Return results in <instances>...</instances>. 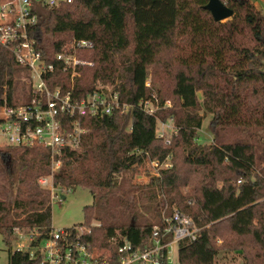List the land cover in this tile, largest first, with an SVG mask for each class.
Masks as SVG:
<instances>
[{
    "label": "trees",
    "instance_id": "trees-1",
    "mask_svg": "<svg viewBox=\"0 0 264 264\" xmlns=\"http://www.w3.org/2000/svg\"><path fill=\"white\" fill-rule=\"evenodd\" d=\"M206 4L70 0L34 6L37 21L28 37L45 61L51 62L71 40L92 45L76 50L79 59L94 64V71L73 84V95L82 98L108 86L120 102L134 106L130 117L84 118L87 133L80 148L65 151L53 173L56 188L80 187L92 196L93 204L82 210L84 222L98 220L96 205L110 199L119 176L146 172V155L159 162L170 159V168L148 177L144 186L131 187L139 196L148 195V205L115 197L127 221L92 227L84 239L97 254L107 250L115 231L132 246H142L166 207V214L176 208L200 228L195 241L179 244L177 264H215L217 247H240L243 264H264V15L250 0H227L232 16L214 22ZM149 76L157 80L146 87ZM25 78L26 69L0 46V105L25 96ZM50 79L51 87L69 86V74L56 70ZM167 89L171 101L164 98ZM139 102L156 111L146 113ZM206 118L211 143H198L197 131ZM167 122L175 129L168 144L156 130ZM50 173L45 150L0 148L5 179L0 236L8 264H37L29 252L11 245L16 230H37V242L52 230L49 195L37 183ZM146 214H153L152 221ZM216 238L221 246H215Z\"/></svg>",
    "mask_w": 264,
    "mask_h": 264
},
{
    "label": "built area",
    "instance_id": "built-area-1",
    "mask_svg": "<svg viewBox=\"0 0 264 264\" xmlns=\"http://www.w3.org/2000/svg\"><path fill=\"white\" fill-rule=\"evenodd\" d=\"M70 0H0V46L12 53L17 64L26 69L25 96L12 105H0V148H37L45 150L50 159L51 173L37 180L38 186L49 195V204L70 192L53 185V173L61 166L65 151L80 148L82 137L87 133L84 118L101 119L118 114L131 116L133 105L120 102L116 92L110 87L96 90L82 98L73 95V84L85 74L94 71L92 62L76 56V50H89L92 45L86 40H71L62 50L47 62L36 50L35 43L28 37V30L36 24L35 4L46 7L57 6L59 2ZM69 74V86H50V77L55 71ZM146 87L149 83L146 82ZM138 106L152 115L156 107L148 102ZM165 108L170 102L165 101ZM172 129L173 126L159 123ZM130 127L127 128L129 132ZM166 144L169 138H162ZM2 140L4 141L1 144ZM146 167L158 176L161 170L171 167L169 156L164 161L143 158ZM92 226H74L68 229L51 230L48 237L38 240L39 233L15 231V238L26 236L28 245L18 244L14 250L29 252L37 264H167L170 248L196 240L200 231L192 220L180 210L173 208L169 214L162 210L160 225L154 226L150 236L140 247H134L124 237L116 236L108 240L109 247L96 253L85 241L91 234ZM36 243L33 246L31 243Z\"/></svg>",
    "mask_w": 264,
    "mask_h": 264
},
{
    "label": "rangeland",
    "instance_id": "rangeland-1",
    "mask_svg": "<svg viewBox=\"0 0 264 264\" xmlns=\"http://www.w3.org/2000/svg\"><path fill=\"white\" fill-rule=\"evenodd\" d=\"M227 0H221L224 4H226ZM250 2L254 5V7L262 12L264 15V0H250ZM26 78L24 79V82ZM157 79H153L152 76H149L147 78V82L152 84L153 81ZM23 81V80H21ZM169 84V82L167 83ZM26 88V83L24 85V89ZM169 89L164 90V98L170 99ZM199 95V94H198ZM172 103V102H171ZM156 104V102H155ZM156 111V110H155ZM154 111V112H155ZM199 114H201V111H199ZM164 124V123H163ZM173 126L171 122H167L166 126ZM208 126V118L203 120L202 127L200 130L197 131V142L198 143H211V137L208 134L207 131ZM157 134H162V138H169L171 134L172 129H167L163 126H161L159 123L157 124ZM3 140L1 144H3ZM3 148V147H1ZM178 161V160H177ZM179 162V161H178ZM148 169V168H147ZM146 172H142L139 170L138 174L136 173H126L118 177L117 183L118 187L112 191V194L110 196V199L106 201L102 200L97 203L96 205V216L98 218L97 221H90V223L87 225L86 222H84V215H83V208L87 206H91L93 204V198L90 195V193L83 188L75 187L70 192L66 193L64 195V200H54L51 202L50 205V212H51V228L53 230H61V229H68L72 228L74 226H92V225H106V226H119L126 224V216L124 212L118 208L115 202V197L122 196L125 199H127L129 202L132 199H135L137 205H148L150 203V200L148 198V195H142L139 196L140 191H133L131 190L132 186H144L148 182V177H155V172L148 169ZM5 185V179L0 175V191L1 187ZM219 185V183H218ZM185 189H182L184 191ZM143 192H146L145 189L142 190ZM1 197V192H0ZM161 197L158 196L157 199H155V203L159 201ZM153 204V205H154ZM137 209L139 207L137 206ZM166 209V207L164 208ZM153 214H146L145 217L148 218V220L152 221ZM116 235L118 236V231H115ZM215 246L222 245V241L218 238L215 240ZM29 243L28 238L26 236L19 239V237H16L14 241H12L11 247L13 249L16 248L18 244H21L23 246H27ZM231 248H233L231 246ZM237 249H221L220 247H217L218 249V255L215 258V264H243V261L241 259V255L238 253L240 252V247H234ZM0 264H8L7 262V251L2 243V239L0 236ZM167 264H177V248L176 246H172L170 248V253L168 255Z\"/></svg>",
    "mask_w": 264,
    "mask_h": 264
},
{
    "label": "water",
    "instance_id": "water-1",
    "mask_svg": "<svg viewBox=\"0 0 264 264\" xmlns=\"http://www.w3.org/2000/svg\"><path fill=\"white\" fill-rule=\"evenodd\" d=\"M204 8L209 12L214 22H223L233 14L232 10L221 0H207ZM62 200H64V196Z\"/></svg>",
    "mask_w": 264,
    "mask_h": 264
}]
</instances>
